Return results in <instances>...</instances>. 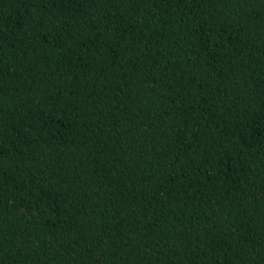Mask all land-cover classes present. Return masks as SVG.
I'll return each mask as SVG.
<instances>
[{"label": "trees", "instance_id": "1", "mask_svg": "<svg viewBox=\"0 0 264 264\" xmlns=\"http://www.w3.org/2000/svg\"><path fill=\"white\" fill-rule=\"evenodd\" d=\"M0 264H264V0H0Z\"/></svg>", "mask_w": 264, "mask_h": 264}]
</instances>
